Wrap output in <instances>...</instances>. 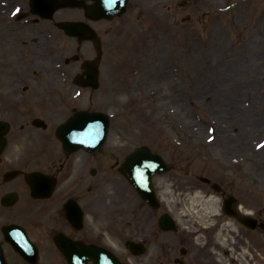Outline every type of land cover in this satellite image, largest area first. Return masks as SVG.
<instances>
[{
    "label": "flooded vegetation",
    "instance_id": "flooded-vegetation-1",
    "mask_svg": "<svg viewBox=\"0 0 264 264\" xmlns=\"http://www.w3.org/2000/svg\"><path fill=\"white\" fill-rule=\"evenodd\" d=\"M76 1L77 6L55 9L57 0H0V120L10 125L0 160L2 261L71 264L74 258L95 264L89 249L95 253L106 248L118 260L136 264L139 256L129 242L137 240L144 242L142 256L152 264H246L245 252L263 240L264 210L244 203L242 186L224 180L216 168L209 172L220 182L211 176L203 182L221 203L210 226L199 231L183 225L176 231L153 232L149 216H143L137 226L133 199L125 202L126 190H114L105 181L102 153L66 151L57 139L59 122L77 105L68 92L69 79L64 82L55 72V56L72 55L81 62L74 64L78 72H83L82 62L97 58L93 41L85 39L87 32L101 41L118 38L120 20H127L125 16L136 6V0H127L122 15L104 18L92 10L94 0ZM15 6L20 12L11 17ZM190 7L196 4L186 2L184 9ZM209 8L213 17L214 5ZM66 66V75L72 78L73 67ZM99 78L100 88L104 82L110 87L117 75L99 70ZM30 172L35 176L27 177ZM176 187L183 190L181 183ZM225 201L233 209L241 208L255 227L230 217L223 209ZM12 227L23 231L28 250L10 241Z\"/></svg>",
    "mask_w": 264,
    "mask_h": 264
},
{
    "label": "rangeland",
    "instance_id": "rangeland-1",
    "mask_svg": "<svg viewBox=\"0 0 264 264\" xmlns=\"http://www.w3.org/2000/svg\"><path fill=\"white\" fill-rule=\"evenodd\" d=\"M248 11L246 4L238 13L241 18L251 17ZM171 22L163 7V19L157 15L149 24L137 23L131 38L117 41V59L109 53L107 67L110 72L117 69L118 85L102 90L95 101V106L108 110L114 118L107 146H121L119 150L124 152L148 144L167 158L184 162L176 165L174 173L166 174L165 180L176 173L180 179H187L190 168L198 167L202 157H209L206 145L210 128L216 129V138L228 133L223 143L230 141L233 150L220 148L224 157L247 153L255 145L256 131L264 128V48L257 47L258 43L264 45L260 35L264 23L246 19L229 27L221 25L213 35L197 21L186 25ZM245 66L254 69L237 72L242 75L239 94L242 102L251 100L252 105L246 107L254 106L259 118L246 121L247 135L240 138L232 133L237 134L246 117L239 115L230 120L228 105L214 97L227 95L233 88L226 72ZM87 96L85 93L82 99ZM190 162H194L192 166ZM243 165L262 168L264 175V162L255 157L247 158ZM157 182L163 189V175ZM152 217L156 219L153 212ZM186 217L192 221L198 218L189 214Z\"/></svg>",
    "mask_w": 264,
    "mask_h": 264
},
{
    "label": "water",
    "instance_id": "water-1",
    "mask_svg": "<svg viewBox=\"0 0 264 264\" xmlns=\"http://www.w3.org/2000/svg\"><path fill=\"white\" fill-rule=\"evenodd\" d=\"M88 116H83L80 119H76V120H71L69 121L65 126L64 129H66V132L68 133V137H72L74 138L75 135L78 132V126L76 125L75 122H78L80 120H83L85 118H87ZM104 118V123H103V132L106 131V123H107V119L105 116H103ZM99 140L96 141V143L94 144H90L91 145H96L98 144ZM134 160H132V163H130V166L133 168L135 167V170H128L126 169L127 174L129 175V178L131 179L132 183L137 187V189L141 192V194L149 201L153 202V200L155 199L154 197V193H153V186H152V182H151V178L152 175L155 173L156 169H155V164H151L150 163H143L144 161L141 160V158H133ZM154 204V203H152Z\"/></svg>",
    "mask_w": 264,
    "mask_h": 264
},
{
    "label": "bare ground",
    "instance_id": "bare-ground-1",
    "mask_svg": "<svg viewBox=\"0 0 264 264\" xmlns=\"http://www.w3.org/2000/svg\"><path fill=\"white\" fill-rule=\"evenodd\" d=\"M235 91H233L232 93H234ZM218 113H220V111H218ZM262 156H264V151L261 152ZM191 202L194 203V208H197L198 206H200L201 204H203V200H200V195L199 193H196L192 198H191Z\"/></svg>",
    "mask_w": 264,
    "mask_h": 264
}]
</instances>
